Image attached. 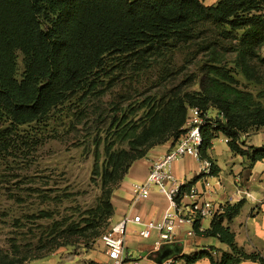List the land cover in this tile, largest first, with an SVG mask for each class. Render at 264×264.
Masks as SVG:
<instances>
[{
	"label": "trees",
	"instance_id": "trees-1",
	"mask_svg": "<svg viewBox=\"0 0 264 264\" xmlns=\"http://www.w3.org/2000/svg\"><path fill=\"white\" fill-rule=\"evenodd\" d=\"M176 48L200 57L204 80L199 90L174 89L170 96L148 102L136 120L116 103L109 132L126 140L127 147L109 153L101 172L100 205L86 219L85 228L77 235L75 227L62 241L48 242L49 247L44 245L33 256L0 252V264L42 260L58 248L75 243L88 247L99 239L114 215L113 192L131 165L159 145L169 142L173 147L184 133L190 109L203 116L214 109L224 116L205 118L200 159L213 162V141L223 135L232 153L250 165L264 160V146L240 142L244 134L264 126V87L257 95L240 88L237 78L242 75L264 86V0H218L213 5L203 0H0V151L27 145L21 128H43L71 95L95 88L113 62L118 66L134 62V70L144 71ZM17 52L23 54L20 75ZM217 173L213 163L211 176ZM200 177L181 186L178 203ZM242 205L243 201L225 203L206 230H200V218L193 223L197 235L218 238L228 251L183 254L181 246L170 243L151 257L160 262L163 250L178 249L170 258L186 264L203 258L210 264L243 260L264 264L260 252L247 253L237 245L229 226Z\"/></svg>",
	"mask_w": 264,
	"mask_h": 264
},
{
	"label": "rangeland",
	"instance_id": "rangeland-1",
	"mask_svg": "<svg viewBox=\"0 0 264 264\" xmlns=\"http://www.w3.org/2000/svg\"><path fill=\"white\" fill-rule=\"evenodd\" d=\"M17 56L20 75L23 54L17 52ZM134 64L113 62L95 88L71 95L43 128H21L27 145L18 143L0 151L1 253L33 256L44 245L49 247L48 242L62 241L75 227L77 235L85 228L86 219L100 205L101 172L109 153L127 147L126 140L115 139L109 132L116 103L136 120L144 115L148 102L170 96L174 89L182 93L199 90L204 80L200 57L194 58L187 49H174L144 71L134 70ZM237 78L240 88L257 95L264 87L242 75ZM207 115L219 118L220 112L211 109ZM223 140L221 136L214 144L226 150ZM143 242L152 244L153 239ZM102 247L97 238L88 247L75 243L58 248L51 256L102 253Z\"/></svg>",
	"mask_w": 264,
	"mask_h": 264
},
{
	"label": "crops",
	"instance_id": "crops-1",
	"mask_svg": "<svg viewBox=\"0 0 264 264\" xmlns=\"http://www.w3.org/2000/svg\"><path fill=\"white\" fill-rule=\"evenodd\" d=\"M218 0H203L205 5H213ZM226 150L214 144L210 156L214 165L218 168L217 175L207 178L210 189L205 185V179L200 177L192 187L198 192L197 197L187 193L182 198V206L185 212H191L198 204L210 203L215 207H222L225 203L235 204L243 201L240 213L229 223L235 233V241L239 247L247 253L260 252L264 256V160L250 165L240 155L232 153L227 144V138L223 135ZM218 137V138H219ZM217 139V138H216ZM215 139V140H216ZM240 142L245 145L264 146V126L249 134H244ZM171 148V143H165L153 148L145 158L135 161L128 170L124 180L113 192L112 204L114 215L111 224L117 223L125 215H140L143 220L159 219L166 207L167 199L156 188L146 200L135 202L131 192V185L146 179L150 165L153 161L162 158ZM172 172L177 181L190 182L199 176L198 159L187 155L172 164ZM213 217L200 218V230L209 228ZM208 219L207 224L205 221ZM132 225V226H131ZM126 238L125 251L129 259H141L142 264H163L151 257L154 244L158 239L157 232H153L149 239L152 244H146L138 235L142 229L139 224H131ZM173 243L182 247L183 254H193L200 250H209L213 255L216 249L228 251L227 244L222 243L216 237H204L197 235L193 225H185L176 232ZM103 249V250H102ZM102 253H86L70 255L68 253L39 260L32 264H112V261L102 247ZM126 264H132L130 261ZM174 264H186L182 259H176ZM194 264H210L209 259L203 258ZM238 264H261L257 261L243 260Z\"/></svg>",
	"mask_w": 264,
	"mask_h": 264
},
{
	"label": "built area",
	"instance_id": "built-area-1",
	"mask_svg": "<svg viewBox=\"0 0 264 264\" xmlns=\"http://www.w3.org/2000/svg\"><path fill=\"white\" fill-rule=\"evenodd\" d=\"M207 114L202 115L198 109L188 111L186 122L183 126L184 133L177 143L160 159L153 161L146 179L142 182H136L131 185V192L135 202L146 200L150 197L154 188L164 195L167 199V207L159 219L143 220L140 215H125L117 223L111 224L102 234L99 241L105 248L106 254L112 261V264H142L141 259H129L126 251V238L131 224H139L142 229L138 235L142 239H149L153 232H157L158 239L154 244L153 252L157 253L165 244L173 243L176 232L185 225H193L197 218L214 217L217 213L222 212V208L215 207L210 203L195 206L191 212L183 210L182 202L178 203L176 197L180 192L182 185L176 180L172 172V164L180 158L192 155L198 159L199 175L205 179V185L210 189V183L207 178L211 176L213 162L208 159L199 158V149L202 145L201 128L206 122ZM219 118L224 120L220 113ZM190 195L198 196L194 187L190 189ZM151 253V254H152ZM175 258H169L163 264H174Z\"/></svg>",
	"mask_w": 264,
	"mask_h": 264
},
{
	"label": "water",
	"instance_id": "water-1",
	"mask_svg": "<svg viewBox=\"0 0 264 264\" xmlns=\"http://www.w3.org/2000/svg\"><path fill=\"white\" fill-rule=\"evenodd\" d=\"M178 249H173V250H163L160 255H159V260L161 263H163L165 260L169 259L170 256L174 253L177 252Z\"/></svg>",
	"mask_w": 264,
	"mask_h": 264
}]
</instances>
